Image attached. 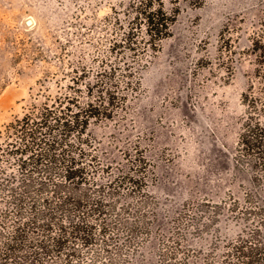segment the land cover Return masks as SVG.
<instances>
[{
  "label": "rangeland",
  "instance_id": "1",
  "mask_svg": "<svg viewBox=\"0 0 264 264\" xmlns=\"http://www.w3.org/2000/svg\"><path fill=\"white\" fill-rule=\"evenodd\" d=\"M163 1L177 19L127 115L90 128L117 161L139 143L151 163L149 204L130 217L138 235L120 264H173L164 255L173 249L190 264L218 260L249 227L243 209L264 206V189L235 159L264 0ZM132 2L0 0V131L64 93L76 66L96 67L114 28L105 19L123 18Z\"/></svg>",
  "mask_w": 264,
  "mask_h": 264
},
{
  "label": "trees",
  "instance_id": "2",
  "mask_svg": "<svg viewBox=\"0 0 264 264\" xmlns=\"http://www.w3.org/2000/svg\"><path fill=\"white\" fill-rule=\"evenodd\" d=\"M176 19L163 0H133L123 18L105 19L114 28L96 67L76 66L64 93L0 131V264H120L123 248L134 245L139 226L130 217L149 204L150 160L138 143L124 150L127 163L117 161L90 128L127 115L149 54ZM252 53L259 63L243 95L235 159L264 189V31ZM243 210L249 227L204 264H264V206ZM178 250L164 255L190 264Z\"/></svg>",
  "mask_w": 264,
  "mask_h": 264
}]
</instances>
